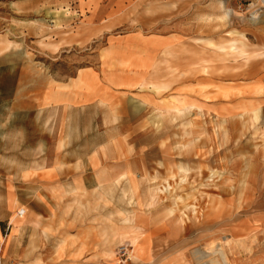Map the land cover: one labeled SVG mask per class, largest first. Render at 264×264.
Segmentation results:
<instances>
[{"label":"rangeland","instance_id":"obj_1","mask_svg":"<svg viewBox=\"0 0 264 264\" xmlns=\"http://www.w3.org/2000/svg\"><path fill=\"white\" fill-rule=\"evenodd\" d=\"M211 259L264 264V0H0V264Z\"/></svg>","mask_w":264,"mask_h":264},{"label":"crops","instance_id":"obj_2","mask_svg":"<svg viewBox=\"0 0 264 264\" xmlns=\"http://www.w3.org/2000/svg\"><path fill=\"white\" fill-rule=\"evenodd\" d=\"M145 41L149 44V45H151V46H153V45H155V44H159L160 43V45L162 46V43H163V37L162 36H159V35H151V36H147V37H145ZM159 45V46H160ZM106 69H107V71H104V75L106 76V80H107V82H111V83H113L115 80H114V74H112V69L114 70V69H117V70H120V69H122L125 65L123 64V63H121V64H114V65H110V63H105V65H103ZM137 69H139V68H137ZM78 82H80L81 84H83L84 86H86V87H90V83L88 82V81H84L83 79H79L78 80ZM197 87V84H193V88H190V89H192L193 90V93L191 92L190 94H197V95H199L201 98H202V100L203 101H206V102H211V100H212V96H213V92L211 91H208V89H210L211 87H212V85H207V84H203L202 85V88H201V90H196V89H194V88H196ZM201 87V86H200ZM210 87V88H209ZM218 87H220V86H218ZM217 89V88H216ZM237 90V89H236ZM220 91V90H219ZM80 94L82 95L83 94V92L82 91H80ZM106 96H105V99L106 100H108V95H109V93L108 94H105ZM223 98V97H222ZM138 100V103H133V101H132V99L131 98H129V99H127L125 102L127 103L126 105H128V106H131V107H136V109H141V110H143V109H145L146 107H147V102H148V98H139V99H137ZM116 103H113L112 105H111V107L113 106V105H115ZM185 105H193V104H195V103H191V104H186V103H184ZM113 109H116V110H118L119 108H113ZM51 172L52 171H50V175H51ZM125 178L126 177H122V179H120V181L121 180H125ZM118 182H119V180L116 182L117 184H118Z\"/></svg>","mask_w":264,"mask_h":264},{"label":"bare ground","instance_id":"obj_3","mask_svg":"<svg viewBox=\"0 0 264 264\" xmlns=\"http://www.w3.org/2000/svg\"><path fill=\"white\" fill-rule=\"evenodd\" d=\"M184 107V106H183ZM178 109V112L180 113L181 112V110L183 109L182 107H181V109L178 107L177 108ZM259 111V110H258ZM245 116V115H244ZM182 170V169H181ZM188 173V172H187ZM124 177H126V176H124ZM171 187V186H170ZM174 211V210H173ZM194 211V210H193ZM197 213V212H196ZM195 213V214H196ZM130 222V221H129ZM136 231V230H135ZM135 231H133V240L131 241L132 242V244H133V242H135L136 240H137V233H135ZM64 247V246H63ZM216 247H217V245L213 242V243H211V244H209L208 246H206V248H205V251H204V253H206V254H208V255H206L207 257H210V256H212L213 254H215L217 251H216ZM61 250H63V248L61 249ZM79 251V250H78ZM223 250L221 249V251H218V253L220 252L221 253V255H222V258L224 259V261L226 262V260H227V258H226V256L223 254V252H222ZM209 263H212V264H217L216 263V261L214 260V259H211V261L209 262Z\"/></svg>","mask_w":264,"mask_h":264}]
</instances>
